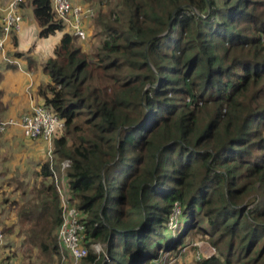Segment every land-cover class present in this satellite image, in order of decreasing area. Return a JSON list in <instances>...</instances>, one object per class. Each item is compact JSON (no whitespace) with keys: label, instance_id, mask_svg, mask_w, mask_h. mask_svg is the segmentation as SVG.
Instances as JSON below:
<instances>
[{"label":"trees","instance_id":"16d2710c","mask_svg":"<svg viewBox=\"0 0 264 264\" xmlns=\"http://www.w3.org/2000/svg\"><path fill=\"white\" fill-rule=\"evenodd\" d=\"M30 2L39 37L62 34L37 97L64 123L52 156L70 162L83 262L170 264L198 232L215 253L193 264H264V0H113L92 17L93 54L54 18L52 0ZM34 177L19 234L42 264H70L50 163Z\"/></svg>","mask_w":264,"mask_h":264},{"label":"crops","instance_id":"0c3cea01","mask_svg":"<svg viewBox=\"0 0 264 264\" xmlns=\"http://www.w3.org/2000/svg\"><path fill=\"white\" fill-rule=\"evenodd\" d=\"M12 1L13 0H0V43L2 44V46H0V120L19 119L29 115L32 108L40 103L37 97L38 86L47 81L44 74V67L47 61L52 57L53 50L62 35L58 33L45 39L39 37V28L34 17L30 0H23L19 7V14L22 18L19 32L4 34L1 29V20L5 16ZM69 1L72 6H79L82 9L93 7L97 8V10L102 9L97 3L99 0ZM92 4L93 6H91ZM83 23L84 26L88 27L90 30L91 19L87 18ZM57 138L58 133L56 132L50 141H45L41 138L29 139L24 136L19 128H8L6 132L0 133V142H4V145L6 142H9L8 145L13 146L16 152L13 156L16 160L4 162V168L7 167L6 165L17 167L21 164V166H24L29 162L32 165L30 173L32 172L33 176L39 171L42 164L50 163L57 186L67 191V181L64 171H62L60 167L61 162L59 163V172L57 174V161H54V157L52 156L54 142ZM26 145L30 148H24ZM1 147L3 146L0 144V148ZM6 155L7 153L3 154V156ZM4 163L0 156V174L3 172L1 169L4 168L1 166ZM23 172L25 171L19 170L14 175H10L15 181L24 182V178H21ZM40 182L41 179H38V186ZM10 186L13 187V189L16 188V186L12 184H10ZM26 187V182H24L21 188L25 191L27 189ZM18 190L21 193L20 188ZM8 193L9 191L5 193V198H3V200H1L2 197L0 196V208L2 212L5 210L7 214L10 213V215H12V222L3 221L1 225L5 242L3 239L0 246L3 242L5 245L3 244L4 249L0 250V252L15 253L18 250L17 258H15L16 254L11 258L6 256V258H9V260H6V258L4 259L9 262L7 264H16L15 261L17 260H21V264H33L31 258H35L38 251L25 243L24 236L19 234V226L16 224L17 214H12L14 210L17 213L18 208L22 205L23 199L19 201V199H15L16 196L14 193L13 197L11 196L12 194ZM19 251L22 252V257H19ZM62 253H65L66 256L68 255L67 252L63 251ZM4 260H1L0 264H2ZM40 263L41 260L38 256V264Z\"/></svg>","mask_w":264,"mask_h":264},{"label":"built area","instance_id":"2783aa9c","mask_svg":"<svg viewBox=\"0 0 264 264\" xmlns=\"http://www.w3.org/2000/svg\"><path fill=\"white\" fill-rule=\"evenodd\" d=\"M22 1L23 0H13L10 3L5 16L1 20V29L4 34L19 32L22 21L19 14V7L22 4ZM52 12L54 18L69 28L74 37L79 40L86 39V33L82 24L85 19L94 16V12L91 8L82 9L79 6H72L69 0H52ZM0 46H2L1 43ZM63 126L64 123L54 116L49 109L37 105L32 108L29 115L23 116L19 119L0 120V133H4L10 127H17L22 131L26 138H41L45 141H50L53 138V135L56 132L58 133ZM69 165L70 162L68 160H64L60 163L62 171L66 170ZM56 189L59 195V205L62 212V220L57 232V242L62 254V261L64 260V254L62 253L64 251L71 257L70 264H82L83 259L88 253V248L81 244V233L84 230V223L81 221L79 211L71 203L68 191L58 187L57 183ZM180 216L181 208L180 205L176 203L172 208L167 223V227L171 232L176 230ZM2 240L3 233L0 228V243ZM196 248V260H199V256L201 259L203 257L205 259L210 258L215 253L212 248L205 247L203 248L204 252H202L203 250L201 246L197 245ZM89 249L104 262L109 261L102 244H91Z\"/></svg>","mask_w":264,"mask_h":264},{"label":"rangeland","instance_id":"374dc122","mask_svg":"<svg viewBox=\"0 0 264 264\" xmlns=\"http://www.w3.org/2000/svg\"><path fill=\"white\" fill-rule=\"evenodd\" d=\"M112 2H113V0H99L97 3L99 4L100 7H102V10L104 12H106V11H108L110 6L112 5ZM91 6H93V4ZM91 9H92V11L94 13L97 12V14H98L97 8L93 7ZM95 15H96V13L94 14V16ZM97 30L98 29H97V25H96V23L94 21V18H93V20L91 18L90 30H89V33L87 34L86 39L85 40H79V39L76 38L75 43L77 45H80L83 48V50L86 53H88V54H93L94 53V49L98 46L99 37L96 36ZM0 144L3 146V147L0 148V150H1L0 156L2 157V162L4 163L6 161L16 160V158H14V156H13L14 154H16L15 149L13 148V146L8 145L9 142H6L5 145H4V142H2V143L0 142ZM24 148L27 149V148H30V147L28 145H26ZM5 153H7V155L3 156V154H5ZM4 166H5V163L1 167L4 168ZM6 166L7 167H5L4 169H1V170H3V172H1V174H0V180H1L0 181V190H1L0 196L2 197L1 200H3V198H5V193H7L8 191H9L8 194H12L11 196L13 197V193L16 190L15 193H14L15 196H16L15 199H19V201L21 199H23L22 204L28 203V201L33 196L32 188L34 186H38V184H37L38 181L35 182L34 175L32 176V172L30 173V168L32 166L31 163L28 162L24 166H21V164H20L17 167L16 166L12 167L10 165H6ZM58 168L59 167H56V173L57 174L59 172ZM19 170L20 171L21 170L25 171L21 175V178H24V182H26V186H27L26 188L27 189L25 191H24V189L21 188V186L24 184V182H19L18 180L15 181L14 178H12V176H11V175H14L15 173H17V171H19ZM17 179H18V177H17ZM10 184H12L13 186H16V188L13 189V187H11ZM19 188H20L21 193L18 190ZM9 189L12 190V191H10ZM12 214L16 215L17 213L14 210V211H12ZM6 215H8V216H6ZM11 217H12V215H10V213L7 214V212L5 210H3V212H2V209L0 208V228H1V231H3L2 227H1L3 221L4 222L5 221L6 222H10L11 221L12 222ZM3 239H4V242H5V237L4 236H3ZM4 242L1 244L0 250L4 249L3 248L4 245H5ZM197 245L201 246L203 251L201 249L200 250L202 252H204L203 248H205V247L212 248L215 251V249L212 246H210V244H208V242H206L205 239L201 238V235L198 232H191L190 234L186 235V237H184V245L181 247L177 257L176 258L174 257V259L171 260L170 264H193L194 261L196 260L195 259V253L197 251V248H196ZM17 252H18V250H17ZM17 252H15V253H11V252L1 253L0 252V263H1V260H4L6 258V256H9V258H11L12 256H14L16 254L15 258H17V255H18ZM36 255H37L36 257L33 256L35 258H31L32 261H33V264L34 263L38 264V253ZM20 256L22 257V252L19 251V257ZM65 256H66V254L64 253V258H65ZM166 256L167 255H165V257ZM202 259H205V258L203 257ZM65 260L67 261L68 259L65 258ZM199 260H201L200 256H199ZM66 261H65V263H66ZM20 262H21V260L15 261L16 264H21ZM7 263H9V262H7L5 260L2 261V264H7ZM40 264H42V262ZM43 264H59V261H54L52 263H45L44 262ZM82 264H86V263L82 262ZM144 264H150V263L149 262H145Z\"/></svg>","mask_w":264,"mask_h":264}]
</instances>
